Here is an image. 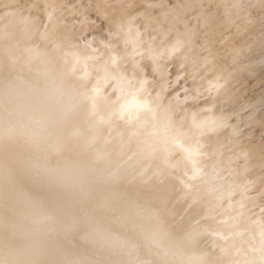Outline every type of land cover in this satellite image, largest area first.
Returning <instances> with one entry per match:
<instances>
[{
    "label": "bare ground",
    "instance_id": "bare-ground-1",
    "mask_svg": "<svg viewBox=\"0 0 264 264\" xmlns=\"http://www.w3.org/2000/svg\"><path fill=\"white\" fill-rule=\"evenodd\" d=\"M263 182L264 0H0V264H264Z\"/></svg>",
    "mask_w": 264,
    "mask_h": 264
},
{
    "label": "rangeland",
    "instance_id": "rangeland-1",
    "mask_svg": "<svg viewBox=\"0 0 264 264\" xmlns=\"http://www.w3.org/2000/svg\"><path fill=\"white\" fill-rule=\"evenodd\" d=\"M23 16H24V15H23ZM26 16H27V15H26ZM26 16L21 17L20 20L17 21V22L20 23V24H19V23L17 24L18 26L15 25V23L13 24V25H15V27H14L13 25H12V26L10 25V26H11L10 28L12 29V30H11V29H10V30H11L12 33H15L17 30L19 31L20 28H22L21 26H23V29H24V28H25V30L28 29V30L26 31V34H28V35H33V36H31V38H32V37H34L35 34L32 33V32L29 30V29H31V28H30V27L28 28V27H26L25 24H22V22L25 23V18H26ZM30 18H33V17H28V19H30ZM32 21H33V23H35V22H34V19H32ZM16 27H17V28H16ZM19 27H20V28H19ZM13 28H14V29H13ZM39 36H42V34L39 33ZM180 118H181V117H180ZM175 126H177V124L174 123V127H172V130H173V129L177 130V128H180V126H177V128H176ZM260 127H261V126H255V129H256L257 132L260 131ZM261 128H263V126H262ZM175 130H173V132H174ZM256 131H255V132H256ZM201 140L204 141L203 139H201ZM226 142H227V141H226ZM229 142H230V141H229ZM227 143H228V142H227ZM230 143L233 144V141L230 142ZM203 156H204V155H203ZM199 157L202 158V154H200ZM201 161H202V160H200V162H198V163L201 164L202 166L200 165V166L198 167V169H199L200 167H202V168L199 169V172L201 171V172H200L201 176L203 175V176L205 177V178H204V177L202 176V179L204 178V179H203V180H205L204 182H208V185H209V186H213V188H215V190H214V192H213L214 194L216 193L215 191H218L217 193H220L221 189H218V187H219L220 185H224V183L227 182V179H225V176L223 177L224 174H222V172L220 171L221 169L219 170V167H218V166H217V165L211 160V158H209V159L206 160L207 163H204V162H201ZM208 161H209V163H208ZM202 163H203V164H202ZM210 163H211V164H210ZM205 164H206L207 166H206ZM173 165H174V164H173ZM209 166H210V167H209ZM208 167H209V169L211 168L210 171H208ZM212 167H213V168L215 167L217 170L214 168V170H216V171H214ZM206 169H207V170H206ZM203 170H204L206 173H207V172H208V173L210 172V175H209L208 173H207V175L210 176L211 179H213V177H214V178H215V179H214L215 181H214V180L210 181V180H211L210 178H209V179H206L208 176L205 175L206 173H204ZM212 170H213L214 172H213ZM219 171H220V174H222V175L217 174V172H219ZM202 173H203V174H202ZM211 173H212L213 177H211ZM215 174H216V176H218V178H217L216 176H214ZM219 177H220V178H219ZM220 180H221V181H222V180H225V181H222V182H221ZM192 181H195V180L192 179ZM217 181H219V183H217ZM213 182H214V183H213ZM220 182H221V183H220ZM191 184L193 185V186H192L193 188H192L191 191H193V192H194V190L197 191V190H196V187H197V186H195V185H196V182H195V183L192 182ZM213 184H215V185H213ZM217 184H218V185H217ZM220 187H221V186H220ZM253 187H254V186H251V188H253ZM261 187L264 188V182H263V184H261V185L259 186V188H261ZM216 188H217V189H216ZM197 192H198V191H197ZM197 192H196V193L194 192L195 195L198 194ZM194 193H193V194H194ZM213 193H212V194H213ZM212 194H211V192H209L208 195H206V197L204 196L203 198H204L205 200H204V199H201V202H202L201 204H203V205H204V204H208V201H206V200H209L210 197L208 198V196H211ZM214 194H213V195H214ZM195 195H194V196H195ZM210 200H212V199L210 198ZM205 202H206V203H205ZM221 203L223 204L224 202H221ZM201 204H199V205H201ZM221 210H223V208H222ZM218 211H219V212H218ZM218 211H217V212H218V215H219V216L217 215V212H215V214L217 215V217H216V215L214 214L215 219H217V222H220V223H221L220 220H222V217H223V219H225V218H228V219L230 218V219H231V218H232V217H231L232 215H233V220H234V219L236 220L235 217H236L237 213H235L234 211H233V214H232L231 212H229V214H227V215H225V214H226V213H225L226 209H225L224 211H222L221 213H220V210H218ZM223 212H224V213H223ZM231 214H232V215H231ZM228 215H229V216H228ZM230 215H231V216H230ZM221 216H222V217H221ZM262 218L264 219V213L262 214Z\"/></svg>",
    "mask_w": 264,
    "mask_h": 264
}]
</instances>
